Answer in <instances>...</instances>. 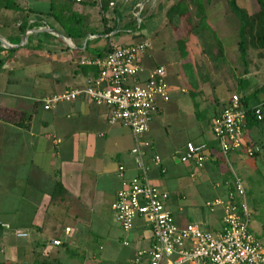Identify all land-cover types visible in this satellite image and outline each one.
<instances>
[{
    "label": "crops",
    "instance_id": "crops-1",
    "mask_svg": "<svg viewBox=\"0 0 264 264\" xmlns=\"http://www.w3.org/2000/svg\"><path fill=\"white\" fill-rule=\"evenodd\" d=\"M171 2L119 0L110 5L104 0L99 7L89 0H0V169L6 164L3 162L7 150L12 149L9 163L13 186L17 190L15 204L8 217L10 223L0 221L10 226L4 235L24 238L30 246L37 248L46 238L50 247L49 240L52 238L68 245L70 234L74 237L78 234L75 227L86 225L105 206L110 208V202L120 186L117 165L124 166L125 178L134 173L129 153L132 145L129 130L118 123L108 124L107 107L86 99L59 102L53 108L43 110L37 98L65 88L87 85L97 75V69L79 61L101 57L109 44L147 40L150 48L139 57L140 64L144 69L163 65L152 62L154 44L145 36L159 37L163 46L168 40L175 42L174 35H182L175 29L167 32L165 40L162 38L167 24L165 10ZM135 3L142 4L139 29H136L131 16ZM216 4H221L220 14L226 16V1L210 0L204 6L207 22L208 9ZM108 27L111 29L105 32ZM191 37L195 38V35ZM182 50L185 56L184 46ZM181 53L178 57L183 56ZM243 70L245 77L264 79V54L256 51L251 58L246 56ZM186 82L194 84L193 91L181 87L180 92L197 93L199 98L192 101L175 95L169 105V98L159 102L149 121L145 138L153 143V150L164 167L161 174L152 169L150 180L154 177L163 179L166 175L174 179L173 188L167 191L170 196L167 205L169 209L172 207L171 213L176 212V216L172 214L176 224L193 222L204 230H217L221 209L204 210L203 203L224 196L233 176L240 177L245 194L249 196V226L264 243V222L256 219L260 206L252 196L253 191L264 195V175L260 184L253 179L249 182L243 179L244 176L248 178L254 169L259 170L258 165L262 166L256 157L261 155L264 162V144L255 140L256 133L249 137L246 129L251 125L245 127L244 139L258 144L261 148L259 153L252 157L245 156L241 151H231L225 157L220 155L211 137L209 122L228 97L216 96L214 105H209L205 101L209 92L205 91V94L202 90L206 87L200 85L198 76H190L186 72ZM23 87L29 89L28 93L22 92ZM251 93L254 94V101L250 104L260 103L264 109V80ZM168 94L170 96L169 88ZM198 107L209 110L207 128L203 129L193 120L190 127L192 134L202 139L199 142L208 145L210 156L197 173V181L190 179L192 183H186L182 174H188L190 165L179 162L175 153L182 149L186 141L194 140L187 138L181 144L170 147L164 137L154 139L150 136V123L167 111H180L196 119ZM225 161L230 164L231 172L225 167ZM62 222L65 223L61 225ZM137 223L124 231L135 234L137 229L139 232L130 250L131 258L137 249L147 247L150 242L148 229L142 226L140 219ZM65 227L69 228L67 233L64 232ZM14 230L23 231L26 236H15ZM61 233L68 241L60 237ZM122 244L128 243L124 239Z\"/></svg>",
    "mask_w": 264,
    "mask_h": 264
},
{
    "label": "built area",
    "instance_id": "built-area-1",
    "mask_svg": "<svg viewBox=\"0 0 264 264\" xmlns=\"http://www.w3.org/2000/svg\"><path fill=\"white\" fill-rule=\"evenodd\" d=\"M89 1L100 7L104 0ZM107 1L111 5L119 0ZM141 8V3H135L131 11L136 27ZM149 48L147 40L109 44L101 57L79 61L97 69V75L87 85L43 95L37 101L43 110H49L59 102L83 98L107 107L108 124L118 123L129 130L134 173L125 178L124 166L117 165L120 186L110 202V210L123 231L140 219L150 232L148 246L135 251L132 264H264V243L249 226L245 189L240 177L233 176L224 196L203 203L210 211L221 209L217 230H204L193 222L176 224L167 205L169 193L151 182L150 171L155 169L161 174L164 167L145 133L158 103L167 101L169 94L164 66L144 69L139 62V57ZM247 109L237 94H231L219 112L211 117L210 134L217 152L223 157L231 151H241L247 157L261 151L258 144L244 139ZM249 110L255 119L263 118L260 103L251 105ZM175 154L179 162L190 165L188 176L194 180L210 151L205 142L186 141ZM0 226L10 229L7 223H0ZM68 231L65 227L64 232ZM13 233L18 237L26 236L19 230ZM49 243L56 247L61 241L52 238Z\"/></svg>",
    "mask_w": 264,
    "mask_h": 264
},
{
    "label": "rangeland",
    "instance_id": "rangeland-1",
    "mask_svg": "<svg viewBox=\"0 0 264 264\" xmlns=\"http://www.w3.org/2000/svg\"><path fill=\"white\" fill-rule=\"evenodd\" d=\"M238 3L240 6L249 9V0H238ZM209 10L207 15L208 22L213 27L215 36L219 39L223 48L220 58L213 54L214 43L208 46L206 45V48H203L204 51L201 50L202 47L197 37L192 38V34L188 33V25L183 18L177 19L172 17V20L165 19L167 24L162 32V38L165 40L169 30H178L184 40L185 56L184 53H181L177 49V44L174 41L171 43L168 40L162 46L159 42V37L145 36L154 44L153 52L155 55L151 58L152 62L163 64L165 69V79L170 91L168 105L173 103L175 95L184 99L188 97L192 101H196L199 98V94L196 92L194 95H191L189 92H180L181 87L188 88L189 91L194 88L193 83L190 85L187 84L186 72L190 76L195 77L197 75L198 80H200V85L204 88L206 87V89L202 90L209 92L205 98V101L209 105H214L213 101L216 96L226 98L231 94H237L238 96L249 95L264 80L263 78H255L253 76L245 77V74H243L244 63L239 58L236 47L238 37L235 30L236 21L232 14L229 11H227L226 16L220 14L221 4H216L211 7L210 12ZM157 23L154 25H157ZM138 27L136 29H139ZM141 29L140 31H143ZM256 51L259 52V50L250 48L248 45L246 56L251 58L256 54ZM180 53L183 56L178 57ZM28 91L29 89L27 87H23L22 92L28 93ZM249 97L251 102L254 101L253 95L250 94ZM263 110L262 105V112ZM207 112L209 110H206V108L201 109L198 107L195 112L197 115L196 119H192V117H188L180 111H167L161 116L156 117L150 123V136L154 139L156 137L158 139L164 137L168 140L170 147L181 144L187 138H192L197 143L202 139L192 134L193 131L190 127L191 121L193 120L196 125L206 129V118L209 115ZM162 116H165V118ZM246 130L249 132V137L253 133H256L255 136L257 137L255 140L264 144V118ZM12 155V149H8L4 159L5 162H3L6 164L3 165V169H0V221L4 220L9 223L10 218L8 217L11 212V207L15 204V193L17 191L15 186H13L12 166L9 163ZM256 160L262 166L260 167L258 165L259 170L254 169L248 178L242 176L245 182H249L251 179L254 182L257 181L258 184L263 182V158L260 155L256 157ZM225 162L227 163L225 167L231 172L230 164L227 161ZM182 177L186 183L191 182L188 174L183 173ZM151 180L157 187L168 192L174 186V179L169 178L167 175L163 179H156L154 177ZM195 180L197 181V179ZM253 193L252 196L256 199V202L259 204L258 206H260L256 219L264 222V195H257L254 191ZM245 200L248 206V194H245ZM203 209L206 210L207 208L204 207ZM170 210H172V207ZM172 214L176 216L175 211H172ZM66 222L71 226L69 221ZM64 223L62 222L61 225ZM134 225H138L137 219L134 221ZM75 230L76 232L78 231V234L75 237L70 234L71 238L68 237V239L71 242L68 245L63 242L59 246L50 247L48 246V240L46 238L41 241L38 245L39 248H37L30 246L24 238L4 235V231L6 230L0 227V264H132L130 250L133 246L134 238L137 237L139 232L137 229L135 230V234L132 231L124 232L114 219V215L109 206H105L99 214L92 216L86 225L80 224L75 227ZM59 235L67 240L62 233ZM124 239L127 241V245L122 244V240ZM41 246L43 248H40Z\"/></svg>",
    "mask_w": 264,
    "mask_h": 264
},
{
    "label": "trees",
    "instance_id": "trees-1",
    "mask_svg": "<svg viewBox=\"0 0 264 264\" xmlns=\"http://www.w3.org/2000/svg\"><path fill=\"white\" fill-rule=\"evenodd\" d=\"M210 0H172L165 10L167 20L172 17L183 18L188 25V33L194 34L199 44L203 48L214 43V55L222 56V45L216 38L214 29L206 20L204 6ZM227 11L232 14L236 21V32L238 40L236 42L239 58L244 63L246 59L247 46L259 50L258 54H264V0H249V9L240 6L238 0H225ZM172 20V19H171ZM134 23V22H133ZM111 27H108L107 32ZM178 49L183 51L184 40L182 36L174 35ZM107 50V49H106ZM250 94L239 96L240 102L248 107L245 117V127L256 124L259 120L255 119L250 112ZM264 111V110H263ZM255 155V154H254ZM253 155V156H254ZM8 264V263H6Z\"/></svg>",
    "mask_w": 264,
    "mask_h": 264
}]
</instances>
